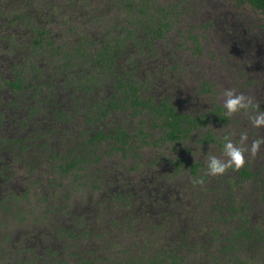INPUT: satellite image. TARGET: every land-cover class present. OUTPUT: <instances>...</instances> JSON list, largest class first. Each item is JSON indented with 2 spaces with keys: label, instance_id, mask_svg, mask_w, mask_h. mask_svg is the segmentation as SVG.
I'll use <instances>...</instances> for the list:
<instances>
[{
  "label": "rangeland",
  "instance_id": "rangeland-1",
  "mask_svg": "<svg viewBox=\"0 0 264 264\" xmlns=\"http://www.w3.org/2000/svg\"><path fill=\"white\" fill-rule=\"evenodd\" d=\"M15 80L21 81L18 91L8 88V84ZM130 84L138 87L144 99L164 100L167 94L166 98L182 113L205 117L202 127H195L192 131L190 143L185 138L186 142L178 147L185 152L181 154L186 159V165L181 168L182 175L167 177L169 171L165 170L162 160L172 155L169 152L171 145L159 141L161 130L152 127L148 120L152 116L126 101L123 92L128 91ZM229 89L251 101L246 113L239 112L231 118L225 116L222 107L224 91ZM101 100L113 101L118 104L117 108L90 127L89 120L93 121L94 111L88 105L99 104ZM215 106L223 114L218 116ZM56 108L66 114V124L51 122L46 125L47 120H42V115H48ZM259 111H264V16L248 4L234 0H0V159L3 162L11 160V170L1 169L0 178L4 175L16 178L13 185L17 186L7 199L3 195L8 191L4 192L2 188L0 191V205L3 204L0 206V264H43L36 261L44 256L47 247L52 249L44 257L46 264H81L84 261L107 264L102 259L113 258L118 253V248L111 241L117 232L112 220L119 221L118 225L129 223L123 220L126 212L120 206L111 203L103 211H98L94 202L102 192L84 191L81 179L75 184L71 178L62 177L54 169L60 161L53 160L51 167L44 171L45 175L41 173V162L46 161L48 154L39 153L42 150L37 148L26 150L29 144L25 145L24 141L31 142V136L41 139L43 134L46 137L53 129L49 127L55 126L58 130L56 136L61 138L59 133L63 134V129H66V141L79 142L82 134L90 135L96 129H127L131 134L142 129L149 137L145 141L141 139L145 137H138L140 139L135 141L132 154H136L134 156L141 165L155 161L156 167L152 171L156 170L158 177L159 172L162 173L159 193L165 197L176 194V201H182L186 193L181 187L186 184V179H195L198 185L199 178L207 173L203 168V171L197 170L191 175L188 162L203 165L201 162L207 163L208 155L224 158V137L231 136L234 144L240 140V135L224 133L225 123L219 128L214 118H228L229 128L241 119L245 131L247 118L254 117ZM12 113L13 121L9 118ZM27 120L33 121L31 126L34 129L46 132L35 129L19 137L18 129ZM206 132L212 135L211 139L206 140ZM245 133L249 148L254 139L264 138V128H254L251 123ZM58 137L48 136L42 143L51 139L50 146L54 148L51 152L55 156L66 150L64 145L58 144ZM110 143L100 146L108 152L103 153L104 150L99 148L103 156L99 164L119 165L127 187L138 185L134 178L141 177L142 182L137 189L146 190L145 179L148 180L151 174L144 173V170L126 171L130 159L125 161L121 153H110ZM21 145L25 147H19ZM248 159L264 161V148L255 156L246 155L245 166L252 167ZM32 162L39 163L38 170L32 167ZM233 172L232 169L226 172L225 179H230L228 185L222 181L226 191L233 190L240 195L239 190L246 186L243 183L255 185L254 178L251 182H236ZM254 172H258L256 186L260 187L262 169L257 168ZM31 177L34 181L52 177L53 187L47 192H38L27 180ZM207 177L210 179L204 185L213 198L211 191L217 186L211 181L213 177ZM41 185L39 183L36 188ZM113 190L109 186L106 194H112ZM52 194L65 197L64 201L59 198V203L85 222L84 231L77 230L76 224L70 220H62L65 210L61 206L51 204L43 213L39 202ZM220 195L217 194L212 202L206 193L194 196L196 200L188 195L190 201L194 200L190 206L193 216L185 210L176 213L173 205V213H170L175 215L176 223L175 226L159 227V248L163 245V248L170 249L175 244L206 245L209 248L210 245H227L226 239L230 238L228 243L233 241V234L240 237L239 232H233L232 226L229 230L223 227V220L229 219V210L228 205L224 206L226 199ZM12 197L15 198L11 200ZM214 199H218L224 209L207 216L209 208H218L213 205ZM244 199L248 211L236 213L238 209L235 210L236 217L235 214L230 217L253 223L251 229L248 224L241 227L250 230V259L253 264H263L264 223H254L253 217L264 218V202L257 192L244 196ZM183 201L187 204L186 198ZM150 205L155 207L152 202ZM5 209L6 214H2ZM50 215L55 220L54 230L53 224L46 221ZM152 217L154 223L159 221L160 226L161 216L156 214ZM178 222L182 226L180 233L176 229ZM57 226L65 228L66 232L69 230L68 233L54 237ZM215 229L223 233L217 236V244L211 241L212 230ZM121 241L134 244L142 240L138 236L135 240H127L119 235L118 243ZM38 245L46 247L41 250ZM92 247L97 252L95 255L89 254ZM28 248L34 250L28 252ZM142 248L146 249V245ZM190 248L183 249V253L189 255L191 261L197 259L199 264L208 263L212 249ZM73 252H76L72 255L76 261H70L67 256Z\"/></svg>",
  "mask_w": 264,
  "mask_h": 264
},
{
  "label": "trees",
  "instance_id": "trees-1",
  "mask_svg": "<svg viewBox=\"0 0 264 264\" xmlns=\"http://www.w3.org/2000/svg\"><path fill=\"white\" fill-rule=\"evenodd\" d=\"M234 1L239 2V3L248 4L251 7L255 8L257 11H259L264 16V0H234ZM17 81L18 82H14L13 84H11V86L21 88V81L19 80ZM133 89H132V95L130 96V97H133V100H132L133 106L148 110L152 106V103L147 104L146 103L147 101L142 99L139 96L138 89L136 88H133ZM151 108L152 109L150 111L152 112V114L155 116V118H159V121L162 124L159 141L162 143L171 145L170 146L171 151L169 150L168 151L171 152L172 155L169 156L167 159L162 160V162H164V166L166 167V170L169 171L167 173V177L171 178V175H174V176L182 175L181 169H176L173 171L172 168L174 167V165L181 166V167L185 166L186 162L184 160V157L181 156V154H184L185 152H181V150H179L178 147H180V145L182 144L185 138H187L188 142L190 143L189 138L191 137V135H189V132L192 130L193 126L190 127L191 125L188 124V122L184 123L183 122L184 118H182L180 115H178L174 111L171 104H167L163 102V103H160L157 107H151ZM110 130L115 131V133L112 134V136H110L109 133L105 134L102 131L94 135L93 137H89V135L87 134H82L83 135L82 142L81 140L79 142H75L74 146L69 148V151L68 150L66 151L64 149L63 153L59 152V156H55L53 152H51V150L53 151L54 148L48 149L50 153L48 154V160L46 162L49 165H52L53 160L60 161V163H58L57 165H54V169L58 171L62 177L66 176V177L71 178L73 182H75V184L77 183L79 179H81V183L83 184L84 191L89 190V189L92 191L100 190V188L98 187H93V188L89 187L91 185L90 180L93 175V169L95 167H100L99 163L103 159V156L100 155L101 153L99 151L100 146L103 145V143H107L111 141L112 143L109 144L110 151L113 148H119V147L132 148L133 144L135 143L132 137L134 138L145 137V138H141L142 141H145V139L149 137V134L144 133L142 129H137L136 132L133 133L132 135L127 134V129L126 130L110 129ZM204 137L206 138V140H209L211 139L212 135L210 133L208 134L205 133ZM57 140L60 146L62 145L68 146L69 144V142H67L66 139L63 137L58 138ZM64 140L66 141L65 144H63ZM87 142H89V144L91 145H92L91 142H97V143L94 144L95 148L93 147V149L90 150ZM184 142H186V140ZM101 149L103 150V148H100V150ZM106 152H108V150L104 151L103 153H106ZM153 164H155V162ZM200 166L202 167L203 165L200 163H197L195 165H189V172L191 173V175L192 174L194 175ZM89 168L91 169L89 170ZM33 171L34 170L32 169L31 172ZM239 172H240L241 177L243 178L242 182L244 181L251 182L254 177L256 178V181H255L254 186H252L251 184L249 185L248 182L243 183L246 186L241 187V189L239 190L240 195H237L236 193H234V191L231 188L230 189L232 191L226 192L223 195V197L226 199L224 206L226 207L228 205V210H229V216H228L229 219L227 218L226 220H223L224 225H225L223 227L228 228L227 230H229V226H232L233 232L235 233L239 232L238 235H240V237H236L235 234H233L234 240L231 241L230 243H228L230 238H227L226 239L227 245H210L209 248H207L206 245L198 246V245L175 244V245H171L172 248L170 249L163 248L162 247L163 245H161V247L159 248V227L165 226V225L175 226V223H176L174 221L176 219L175 215L172 216L170 213L171 209H173V205L176 206V210H175L176 213H178L181 210H185L190 213L189 216H193V213L190 211L193 208H191L190 206H192V202L194 200L190 201L188 198V195H191L190 199L191 198L195 199L194 196L199 197L200 193H206L208 195V193L206 192L207 190H203V189L201 190L202 187L200 188V186L196 184L195 179H191L187 181V179L185 178L186 184H184L181 187V189L185 190L184 192L186 194L184 195L185 197L183 198V200L186 198L187 204L183 200L176 201L178 197L172 196L174 200L172 199L168 205H164L166 209H164L160 213L161 216H163L164 221H161L160 226H159V221L154 223L153 221L154 218L152 216L156 214L159 216V211L154 201L155 200L157 201L158 197L161 196V193H159V180L161 178L162 173H159V177L157 176L156 179L153 181L150 178L148 180L145 179L146 181L144 183V188L146 190L139 189V192H138V195L144 196L145 201H135L134 197H132L131 195L132 194L131 192H129V194L127 195L126 194H120V195L115 194L113 197L108 198L106 203H102V204L99 202L97 203L96 199L98 197H96L95 202H94L96 207H97V204L106 206L111 203L113 205L120 203L118 205H120V207L124 210H126L125 207L132 208V213H130L129 217L127 218V220H129V223L127 225L126 224L118 225L119 221H117L116 219L112 220L111 223L113 225H116L115 229L117 232L115 235H113V238H111V241H112V245L118 248V253L115 254L113 258L106 257L102 259V261L106 262L107 264H199L200 263L199 260L195 259L194 261H191L189 259L190 256L183 253V249L188 250V248H190L191 246V248L201 247L205 250L206 249L213 250V252L208 256V260H209L208 263H203V264H253V261L250 259V256H249L251 254L249 250L250 243L248 242V235H250L249 233L250 231L244 230L243 226L241 227L242 224H248L249 229H251V226L253 225V223L250 220L247 221L246 219H242V222H241V219L232 220L230 216H233V214H235V210H238V209L240 210L237 211L236 213L243 212L241 209L245 208L244 204H247V201L244 199V196H250L251 193H255V192L259 193L261 196L264 195V180L261 175L262 179H259V181H261L262 186L257 187L256 182L258 181V179L256 175L258 174V172L251 171L250 167L248 166L243 167L242 169L239 170ZM184 173H186V168L184 169ZM27 180L31 182L34 189L39 183L43 184V186L39 187L40 188L39 192L43 190L42 188L44 186H48V188H51L53 187L52 185L54 184V180L52 179V177L48 179L49 185L45 184L41 178L34 181V177H31V178H28ZM125 186H128V185L124 184L123 187ZM128 189L130 191L131 187H128ZM11 196L9 195L8 197H11ZM123 196H129V199L123 200L122 198ZM8 197H6V199ZM15 197H12L11 200ZM208 198L212 202L213 198L210 197L209 195H208ZM16 199L17 201L19 200L18 197ZM132 199H133V202H132ZM151 202H152V205H155L154 208L151 207L150 205ZM41 203H43L42 200L39 202V205ZM123 203L125 204V207ZM213 205L218 208H213V207L209 208V211L206 213L207 216L210 213L215 214L216 212H219V210L224 209L223 204L221 205L218 199L213 200ZM61 207L63 209H67L63 205ZM249 207L250 206H248L247 208ZM138 210H142L143 212L141 211V213H138ZM6 212H7V209L3 210L2 214H6ZM171 212L173 213V211ZM66 213H68L69 218L70 216L73 215L71 212L66 211ZM165 214H168V216ZM235 217H236V214L234 218ZM74 218H77V216L73 215V218H71L73 219L72 221L74 222V224H76L75 226L83 228V231H84L85 222L82 219L80 220L79 218L77 219H74ZM123 220L127 221L124 218ZM178 224L179 226L176 227V229H177V232L180 233L182 230V226L180 225V222H178ZM220 233L221 231L218 232L216 229L212 230L211 241L214 244L219 243L217 242L219 241L217 236H219ZM119 235L121 237L125 236V239L127 240L128 239L135 240L136 237L138 236L142 241H138V243H134V244H130V243L125 244L124 241H121L120 243H118ZM186 235L188 236L190 234H186ZM182 238L185 240V237H182ZM129 245H133V246L130 247ZM142 245H146V249L142 248ZM191 248L190 250H192ZM92 250L93 251H89V254L95 255L97 253V252L95 253L96 250L93 247H92ZM148 250H149V253H148ZM42 263L46 264L45 261H42ZM52 263L59 264L55 262H52ZM81 264H93V263L91 261H84V262H81ZM263 264H264V261H263Z\"/></svg>",
  "mask_w": 264,
  "mask_h": 264
},
{
  "label": "flooded vegetation",
  "instance_id": "flooded-vegetation-1",
  "mask_svg": "<svg viewBox=\"0 0 264 264\" xmlns=\"http://www.w3.org/2000/svg\"><path fill=\"white\" fill-rule=\"evenodd\" d=\"M261 54H263L262 52H260ZM14 82H16V80L15 81H13V82H10L9 84H8V88H10V89H12L13 91H18L19 89H20V87L18 88V87H12L11 86V84H13ZM247 85L249 86V87H251L250 86V84L249 83H247ZM122 86L124 87V84H122ZM123 87L121 88L122 90H123ZM133 88H136V89H138V87H136V86H134V85H132V84H130L129 86H128V91H126V93H124L123 92V96H124V98L126 97V101L127 102H129L132 106H133V97H130L131 95H132V89ZM134 90V89H133ZM201 90V89H200ZM138 94H139V96L142 98V99H144L141 95H140V91H139V89H138ZM166 96H167V94H165L164 95V97H165V99L163 100H159V101H156V100H153V99H144V100H146L147 102V104L148 103H152V106L151 107H157L160 103H167V104H171V106H172V108L174 109V111L178 114V115H180L182 118H184V120H183V122L184 123H186V122H188V124H190L191 126L190 127H192V130L189 132V135H191V133H192V131L194 130V128L195 127H202V123H204V120H205V117L204 116H200L199 115V117L198 116H196V115H187V114H185V113H182L179 109H178V106H176V105H173L172 104V102L170 101V100H168L167 98H166ZM90 100V99H89ZM155 101L157 102V103H155ZM84 103L85 104H89V103H87L86 101H84ZM117 103H114L113 101H109V100H101V102L99 103V104H94V105H91V104H89L88 106H90V108L89 109H92L93 111H94V118H93V121H91V120H89V125H90V127L92 126V124L94 123V122H97V120H102V119H104V118H107L109 115H110V113L111 112H113L116 108H117ZM75 106L77 107V105L75 104ZM134 107V106H133ZM149 108L148 110L147 109H142V108H140V107H134V108H137V109H139V110H141L142 112H145V113H147V114H149V116H152L151 118H148V120H149V123L151 124L152 123V127H159V129L161 130L162 128H161V123H160V121H159V118H155V116L152 114V112L150 111L152 108ZM31 108H29L28 110L29 111H31L30 110ZM32 111H34L33 109H32ZM215 113L218 115V116H220L221 114H223L222 113V111L220 112V109H219V107H217V106H215ZM49 114L47 115L46 113H44V115H42V117H43V119L42 120H47V123H46V125H49V124H51V122H57V123H64V124H66L65 123V120H66V114L64 113V112H62V113H60V111L56 108V109H52V110H50L49 112H48ZM5 115H6V113H5ZM136 115H138V116H142V114H140V113H136ZM13 116H14V114L12 113L11 115H10V120H12L13 121ZM5 117V116H4ZM39 118V117H38ZM41 118V117H40ZM214 120H215V123L218 125L217 127H219L220 128V126L223 124V123H225L224 124V133H228V134H230L231 135V132L233 133V134H235L236 135V137H237V135H240L241 133H245L246 132V130L250 127V118H247V122L245 123V131H244V125L242 124V122H241V119H239V121H235L234 122V124L232 125V127H230L229 128V126H227V120H228V118H220V119H216V118H214ZM2 121H3V119H2ZM33 123V121H31V120H27L26 122H24V124L23 125H21V128L23 129V130H21V128H19L18 129V136L19 137H23V136H26L27 135V133H29V132H33L35 129H37V130H35V131H42V130H39L38 128H35L34 129V127L33 126H31V124ZM197 123V124H196ZM29 127H31V130L29 129ZM53 127V129L49 132V133H47L46 134V137H44L43 136V134H42V138L40 139V138H38V139H35V136H31V138H32V140H31V142H29L28 143V141H24V143H26L25 145H28L27 147H26V150H33L34 148H37L38 149V151L39 150H42V152H39V153H43L44 155H46V154H49L50 152L48 151V149H51L52 147L50 146L51 145V143H52V141H51V139L48 141V142H46V143H44V144H42L45 140H46V138H48V136H50L51 138L52 137H58V136H56L55 135V133L56 132H58V130H57V128L55 127V126H50L49 127V129H51ZM66 128H68L67 126H65ZM33 129V130H32ZM65 131H66V129H63V134L62 133H59V135H61V137H63L64 138V134H65ZM104 132L105 134L106 133H109L110 134V136H112V134H114L115 133V131H112V130H108V129H106V128H103V129H101V130H98V129H96L93 133H91L90 135H89V137H93L94 135H96V134H98L99 132ZM254 130H252V132H253ZM46 132V130H44V131H42V133H45ZM51 132H53L52 134H51ZM206 133H209V132H206ZM255 133V132H254ZM81 134V133H80ZM127 134L128 135H132L128 130H127ZM59 138V137H58ZM65 138H68V135H66L65 134ZM86 138V137H85ZM232 137L230 136V139H231ZM132 139H133V141H136L137 139H139V138H134V137H132ZM67 140V139H66ZM74 142L75 141H70L69 143H70V145H65V147H66V151L70 148V147H73L74 146ZM81 142H82V139H81ZM66 143V141L64 140L63 141V144H65ZM92 143V145L91 144H89V142H87V144H88V146H89V148H90V150H92L93 149V147L95 148V145L94 144H96L97 142H91ZM103 144H105V143H103ZM80 145H81V143H80ZM118 145H120V144H118ZM135 143L133 144V147L132 148H128V147H119V148H113L112 150H111V152L110 153H121L123 156H124V158H123V160H127V159H130V162H129V165H128V167L126 168V171L128 170L129 172H134V171H137V172H140V171H142V170H144V173H150L151 175H150V179L153 181V180H155L156 179V177H157V173H156V170L153 172L152 170H153V167H156V164H153L155 161H152V162H148L147 164H145V165H141L139 162H138V160H136V156H134V154H132V153H134V149H135ZM13 147L14 146H12L11 147V149H13ZM19 147H21V148H23V147H25V146H23V145H21V146H19ZM18 147V148H19ZM118 147V146H117ZM264 148V145H262L261 146V148L260 149H263ZM23 150V149H22ZM21 150V151H22ZM103 150L104 151H106L104 148H103ZM0 152H2V147L0 148ZM128 153H130V154H128ZM0 155H2V154H0ZM175 155V154H174ZM125 156H126V158H125ZM45 159H46V161L48 160V156H45ZM184 160H185V162H186V159L184 158ZM4 160L3 159H0V170L1 169H10L11 168V160H9V162H3ZM41 160L39 159V162H40ZM41 162L42 163V170H41V173L43 172V174L45 175V173H44V171L45 170H48V168H49V164L47 163V162ZM248 161H249V163L250 164H252V167H250V169H252L253 170V172L255 171V170H257V168H261L262 169V178H263V180H264V161H262V162H258V161H256V160H254V159H251V160H249L248 159ZM117 162H120V161H117ZM163 164H164V162H162ZM189 163V165H195V164H197V163H199V162H188ZM201 163H203V166L201 167H199L198 168V170L199 171H203V168H205L206 170H207V163H204V162H201ZM96 164V163H95ZM32 167L34 168V169H37L38 170V167H39V163L38 162H32ZM105 165V164H104ZM185 165H186V163H185ZM17 166H19V165H17ZM137 166H138V168H137ZM144 167H145V169H144ZM165 167V166H164ZM244 167H246V166H244ZM249 167V166H248ZM182 167L181 166H175L174 165V167L172 168V170L174 171V170H176V169H181ZM11 170V169H10ZM13 170V169H12ZM165 170H166V167H165ZM235 171V170H234ZM15 172V171H14ZM160 173V172H159ZM168 173V172H167ZM229 174V173H228ZM123 173H121V171H120V169H119V165H117V164H113V165H111V166H109V165H105V166H102V165H100V167H95L94 169H93V175H92V177H91V180H90V186L89 187H91V188H93V187H98V188H100V190H95V191H97L98 193L99 192H102V195H100V196H98V198H97V203L99 202V203H106L107 202V199L108 198H110V197H113L115 194H118V195H120V194H129V192H131L132 194V197H134V200L135 201H145V199H144V196H142V195H138V192H139V189H137V187H138V185H140V183L142 182V178L141 177H139V176H137V177H139V178H134L135 180H137L136 181V183L138 184V185H136L135 187H131V189H130V191H129V189H128V187L127 186H125V187H123V185L124 184H126L127 185V183L125 182V181H127L126 180V178H122L123 177ZM233 175L235 176V181L236 182H242L243 181V178L241 177V175H240V172L239 171H235V172H233ZM227 177V173L224 175V176H220V178L219 177H215L214 178V180H212L211 179V181L213 182V184L215 185V186H217L214 190H212L211 191V193L213 192L214 193V197L215 196H217V194H221L220 195V198H223L224 199V197H223V195L226 193V192H229L230 190H228V191H226L225 189V187H224V185L225 184H227L228 185V181L230 180V179H225ZM14 179H16V178H11V177H9V176H5L4 175V177L3 178H0V191H1V188H2V191H8V193H6V194H4L3 196L6 198V197H8V195H12L13 194V190L17 187V186H15V185H13L15 182H14ZM207 179H210L209 177H207V175L206 176H201L200 178H199V181L200 180H202L203 181V183H199L198 185L200 186V187H202V189L203 190H207L206 189V187H205V183L207 182ZM254 179L256 180V178L254 177ZM258 179V178H257ZM43 180V182L44 183H48V179H42ZM220 180V181H219ZM222 181H224V183H222ZM218 185H221V186H219L218 187ZM6 186V187H5ZM41 186H43V185H41ZM109 186H112L113 188H114V190H113V193L112 194H106V189L109 187ZM226 186V185H225ZM36 190H38V192H39V190H40V188H35ZM45 192H47V190H48V186H44L43 188H42ZM94 192V191H93ZM161 193V192H160ZM208 195H209V193H208ZM172 196H175L174 194H172L171 196H170V198L169 197H165L164 196V194L163 193H161V196H159L158 197V199H157V201L155 200L154 202L156 203L155 205H156V207H157V209H158V211H159V215L161 216V212L164 210V209H166V207L164 206V205H168L169 203H170V201L173 199L172 198ZM213 197V198H214ZM59 198H61L63 201H64V199H65V197H62L61 195H59V196H57V195H55L54 196V194H52V195H50V196H48L47 198H44L43 199V203H41L40 204V209H42V211H43V213H44V209H45V207L46 206H50L51 204H54V205H57V206H62L59 202H60V200H59ZM123 198V200H128L129 199V196H123L122 197ZM138 198H139V200H138ZM219 198V197H218ZM1 199L2 198H0V201H1ZM45 199H47V200H45ZM170 199V200H169ZM174 200V199H173ZM262 201L264 202V195L262 196ZM132 202H133V199H132ZM116 203V202H115ZM118 204H120V203H117L116 205L117 206H120V205H118ZM123 205H124V207H125V204L123 203ZM97 207L99 208V210L98 211H103V209L106 207V206H104V205H99V204H97ZM251 207V206H250ZM102 209V210H101ZM125 209L126 210H124L125 212H126V214L124 215V219H126L127 220V218L129 217V215H130V213H132V208H127V207H125ZM65 210V212H64V215L62 216V220L64 219L65 221H68V220H70L71 221V223L73 224L74 222L72 221L73 219H71V218H73V215H75V216H77L76 214H74L75 212H73L72 211V216H70V218H69V215H68V213H66V211L68 212V209H64ZM242 211H244V210H246L245 208H242L241 209ZM141 211L142 210H138V213H141ZM248 211V210H247ZM250 211H252V209H250ZM143 212V211H142ZM68 217V218H67ZM150 218V217H149ZM254 219H255V222L254 223H256V224H260V222L262 221L263 223H264V218H262V217H260V216H254L253 217ZM45 219V218H44ZM74 219H77V218H74ZM161 219H162V221H164V218H163V216H161ZM46 220V219H45ZM46 221H49L51 224H53V222L55 221L54 219H53V217H52V215H50L48 218H47V220ZM125 221V220H124ZM69 222V221H68ZM126 222H129V220H127ZM168 222H169V220H168ZM56 227V225H55V223L53 224V226H52V229L54 230V228ZM76 227V226H75ZM65 228H63V227H59V226H57V228H56V233H54V237L57 235V236H62V234H67L68 233V231L66 232L65 230H64ZM76 229L77 230H79V231H83V228H81V227H76ZM250 231V230H249ZM47 237V239H48V235H46ZM53 237V238H54ZM7 241V240H6ZM26 243L28 242V240L27 241H25ZM46 245H48V244H46ZM46 245H38V248L39 249H41V250H44L45 249V247H46ZM63 245V244H62ZM1 248H3V247H1ZM5 249V248H4ZM51 247H47L46 249H45V251H44V256L42 257V258H38V260L36 261V262H38V261H45L44 260V257L45 256H47L49 253H50V251H51ZM31 250H34V248H28V252H30ZM60 252V251H59ZM77 252V251H76ZM76 252H73V253H68L67 254V256H68V258H69V260L70 261H76V257L75 256H72V255H74ZM57 256H59V253L57 254ZM35 262V263H36Z\"/></svg>",
  "mask_w": 264,
  "mask_h": 264
},
{
  "label": "clouds",
  "instance_id": "clouds-1",
  "mask_svg": "<svg viewBox=\"0 0 264 264\" xmlns=\"http://www.w3.org/2000/svg\"><path fill=\"white\" fill-rule=\"evenodd\" d=\"M251 106V101L243 94H236L233 90L224 91L223 109L226 117L231 118L239 112H247ZM250 123L254 128H264V111H259L254 117H250ZM247 133L240 134L238 144H234L228 137H224L223 156L224 158L215 155L207 156V176L220 177L226 174L229 169L239 171L246 164V155L255 156L262 145L264 138L254 139L251 146L247 145ZM203 183L202 180L197 181Z\"/></svg>",
  "mask_w": 264,
  "mask_h": 264
}]
</instances>
